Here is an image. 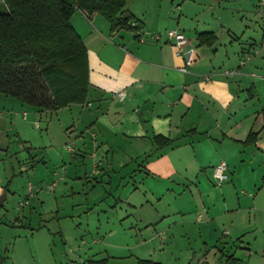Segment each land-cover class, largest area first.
<instances>
[{
  "label": "crops",
  "instance_id": "1",
  "mask_svg": "<svg viewBox=\"0 0 264 264\" xmlns=\"http://www.w3.org/2000/svg\"><path fill=\"white\" fill-rule=\"evenodd\" d=\"M170 1L169 6L162 0L155 6L149 0L140 1L135 6L141 10L139 13L133 6L125 8L138 20L137 29L112 30L101 13L88 15L75 9L71 23L87 50V99L58 110L72 112L73 107L78 122L74 126H85L79 135L83 138L90 133V139L82 141L79 155L93 159L97 158L98 151L103 152L98 162L93 163L92 174L98 172L103 159L107 160L109 155L114 157L117 148L120 168H130L129 163L136 162L137 167L129 169V173L138 171L146 178L166 181V190L184 189V181L192 174L198 177L208 167L212 174L214 166L224 161L229 174L227 180L217 185L212 176L213 183L203 187L199 183L196 187L202 211L196 219L201 220L205 215L204 221L211 223L227 221L229 229L222 230V237L233 234L231 243L226 242L221 253L222 256L227 253V264H239L243 258L245 264H264V235L258 234H264V201L258 202L262 188L258 180H264V168L260 172L251 167L247 169L252 161L264 164V143L261 144L264 142V100L256 92L264 76L254 73L261 64L248 60V55L256 54L258 40L261 48L264 47V18L249 19L250 26L248 19L239 18V24L243 19L247 22L245 29L240 37H232L236 27L228 21L226 7H221L223 0L202 1L209 2L206 17L201 16L202 19L198 17V10L193 13L184 9L188 2L201 4L198 1L182 0L175 8H172L173 0ZM212 3H216V13ZM172 9L178 10L175 18L170 14ZM135 24L132 22L131 26ZM171 28L182 31L188 45L195 48L194 60L186 72L181 70L182 56L176 54L173 42L165 39V31ZM208 32L213 33L214 41L200 44L198 34ZM155 33L161 35L159 40L150 38ZM256 34L258 40L254 37ZM233 41L237 42V48ZM227 69L234 72L224 74ZM206 76L209 78L205 79ZM250 78L252 81L247 87ZM120 92L124 93L122 97ZM34 110L38 115L58 111ZM23 114L27 113L23 111ZM250 133L253 136L249 138ZM155 136L160 138L159 143L154 141ZM89 147L95 150L93 156L84 150ZM245 168L252 171L247 185L240 179L246 173ZM237 186L247 193L233 204L226 193L230 194ZM241 213L247 215L245 226L237 225ZM37 229L31 232L38 250L37 263L69 264L60 252L50 250L53 236L45 225ZM13 243V249L6 246L4 255H0V264H23V257L16 249V243L22 247L23 237L18 236ZM238 249L244 250L243 257L236 255Z\"/></svg>",
  "mask_w": 264,
  "mask_h": 264
},
{
  "label": "rangeland",
  "instance_id": "2",
  "mask_svg": "<svg viewBox=\"0 0 264 264\" xmlns=\"http://www.w3.org/2000/svg\"><path fill=\"white\" fill-rule=\"evenodd\" d=\"M140 1L143 0H128L124 8L133 6L139 13L141 10L135 6ZM150 1L155 6L159 0ZM162 1L168 6L171 2ZM181 1L173 0L172 8L180 6ZM196 1L201 4L188 2L184 9L193 13L198 10L202 19L206 17L209 2ZM4 7L0 2V10ZM221 7H226L228 21L236 27L232 37H240L244 24L248 22L250 26L249 19L264 18L260 0H223ZM212 8L216 13V3H212ZM170 14L175 18L178 10L172 9ZM239 18L248 21L243 19L239 24ZM258 34L254 35L256 40ZM257 42L256 54L248 55V60L261 64L254 72L260 77L264 76V47L261 48L260 40ZM233 44L237 48V42ZM251 81L248 79L247 87ZM263 90L264 82L257 84L256 92L262 101ZM71 108L72 112L63 109L38 115L34 107L0 93V198L5 195L0 204V255H4L6 246L13 249L14 239L21 236L22 247L16 243L18 247L14 248L23 257V264H38V250L31 232L45 225L53 236L50 250L60 252L69 264H136L140 258L162 264H227V253L221 254L233 237V234L222 237V230L229 229L227 221L211 223L204 221L205 215L201 220L196 219L202 214L196 187L199 183L202 187L213 183L210 168L203 169L198 177L192 174L184 181V189L166 190V181L146 178L138 171L129 173V169L137 167L136 162H130V168H120L115 148L114 157L103 159L98 172L92 174V165L103 152L98 151L93 159L79 155L82 141L91 136L90 133L83 138L79 135L85 126H74L78 123L77 112ZM84 150L92 156L95 154L91 147ZM250 167L260 172L264 164L252 161L247 164L248 170ZM247 169L240 177L246 185L252 176V171ZM258 182L262 187L258 188L261 193L258 202H263L264 180ZM240 187L226 193L233 204L247 193ZM237 221L238 226L247 225V215L241 213ZM14 222L18 226H13ZM242 251L238 249L236 255L243 257ZM245 261L243 258L239 264Z\"/></svg>",
  "mask_w": 264,
  "mask_h": 264
},
{
  "label": "trees",
  "instance_id": "3",
  "mask_svg": "<svg viewBox=\"0 0 264 264\" xmlns=\"http://www.w3.org/2000/svg\"><path fill=\"white\" fill-rule=\"evenodd\" d=\"M127 0H0V93L39 110L84 103L88 92L87 50L71 23L75 9L101 13L111 29L140 27ZM132 22H136L131 26ZM211 44L213 33H200ZM253 136L252 133L249 134ZM154 141L159 143V137ZM164 144L166 140L162 141ZM136 264H162L137 259Z\"/></svg>",
  "mask_w": 264,
  "mask_h": 264
},
{
  "label": "built area",
  "instance_id": "4",
  "mask_svg": "<svg viewBox=\"0 0 264 264\" xmlns=\"http://www.w3.org/2000/svg\"><path fill=\"white\" fill-rule=\"evenodd\" d=\"M260 5L264 6V0H260ZM161 35L159 33L151 34L150 38L153 40H159ZM165 39L167 41H172L175 47L176 54L182 56L183 58V66L181 67V70L186 72L188 71V67L191 65V63L194 60L195 56V50L192 46H189V42L185 34L178 30V29H167L165 31ZM142 40V39H141ZM224 74L233 73V70H224ZM209 77L206 76L205 79H208ZM123 92L119 93V96H123ZM71 150V148H69ZM227 165L224 161H220L217 165L213 168V179L217 185L221 184L225 180H227L228 175L226 173ZM29 189V195H31V186L28 187Z\"/></svg>",
  "mask_w": 264,
  "mask_h": 264
},
{
  "label": "water",
  "instance_id": "5",
  "mask_svg": "<svg viewBox=\"0 0 264 264\" xmlns=\"http://www.w3.org/2000/svg\"><path fill=\"white\" fill-rule=\"evenodd\" d=\"M3 203V196H2V198L0 199V204H2Z\"/></svg>",
  "mask_w": 264,
  "mask_h": 264
}]
</instances>
